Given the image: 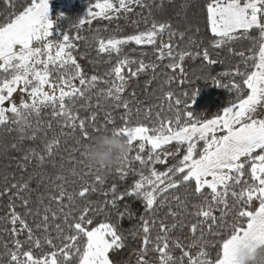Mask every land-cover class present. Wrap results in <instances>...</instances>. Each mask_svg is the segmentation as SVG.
Instances as JSON below:
<instances>
[{
    "label": "snow or ice",
    "instance_id": "snow-or-ice-1",
    "mask_svg": "<svg viewBox=\"0 0 264 264\" xmlns=\"http://www.w3.org/2000/svg\"><path fill=\"white\" fill-rule=\"evenodd\" d=\"M20 2L6 0L12 11L6 22L0 24V127L10 123L17 125L12 117L18 114L19 109H25L30 118L37 117L36 130L39 131L41 111L50 108L52 118L61 123L62 129L71 130L67 135H74L77 131L81 134L76 145L85 149L81 152L84 157L88 141L96 136L89 131L90 125L98 135L111 131L125 138L129 145V151L122 159L125 167L116 168L115 173L120 180L130 174L138 175L139 179L124 192H118L117 184L113 183L110 188L111 199L107 198L109 192H105L103 205L94 207L89 194L97 189L95 184L88 185L85 179L92 174L91 168L83 174L77 172L75 167L69 170L70 175L84 181L75 192L66 189L67 177L57 174L50 180L57 194L50 195L49 199L59 205L63 226L56 224V236H52L49 233V213L52 220L59 218L57 213L50 207H45L43 214L36 213L42 220L36 228L43 229L46 233L44 243L54 249L40 256L34 254L33 247L40 249L41 240L33 239L32 227L10 203L6 219L12 225L11 233L17 235L19 225L20 232H27V241L33 247L24 250L23 243L14 240V247L9 250V264H115L112 255L126 247L128 237L110 217L106 222L93 226L94 217L110 209H116L118 216L124 217L126 213L119 211L117 204L125 197H135L144 205L145 215L140 217V228L132 232L134 238L139 237L141 240L137 264H152L148 258L150 252L158 254L159 264H177L178 258L172 254V248L181 250L180 264H184L185 258L187 264H235L237 246L249 241L264 246V0H207L205 5L204 23L211 34L212 47H224L238 38L250 36L252 31L259 34L258 62L254 64V70L242 72L237 66L230 74L241 79H234L230 86L225 85L237 93H245V90L246 93L239 96L237 102L225 106L222 113H217L213 118H202L194 115L191 104L186 103L188 93H183L182 99L174 91H167L163 94V100L167 102L168 112L172 115L162 117L161 112H157L155 122L150 124H132V108L122 94L132 78L149 69L155 72L157 64L145 63L142 58L137 60L122 56L124 46H151L157 61L163 62L167 58L169 63L166 67L173 73L178 70L182 75L186 57L200 56L208 65L216 63L210 58L207 48L200 51L197 45L195 51L178 50L170 42L177 35L171 23L168 20H154L143 31L119 38L97 39L98 53L117 56L115 65L106 73L110 79L105 80L96 74L89 76L85 73L75 55L78 47L75 41L81 37H72L58 28L56 20H63V14H58L56 20L50 17L49 0H22V8L16 9V3ZM136 7L142 9L149 5L146 0H97L87 11L88 18H80L74 27L90 24L96 18L109 21L118 19L122 14L133 12ZM191 31V26L178 31L179 37L183 39ZM199 31L197 26L196 32ZM165 33L169 34V42L161 39ZM189 41L194 45L196 43L191 36ZM238 55L244 58L243 52ZM244 59L247 61L248 58ZM133 65H137L135 70ZM173 81L174 77H169L164 83L170 85ZM213 82L216 87L221 86L215 79ZM101 83L109 85L106 89H100L105 99L110 98L115 108L124 109L121 126L115 125L110 112L105 115L103 125L98 126L95 114L80 118L73 111L76 101L84 98L90 100L88 93ZM197 95L198 91L191 94L192 102H195ZM17 96L20 98L18 103ZM159 107L163 111V104ZM136 112H140L139 107ZM151 114L152 108L149 107L145 110V118L149 121L152 119ZM30 128L32 123L27 129ZM48 128H51V123ZM61 135L66 133L62 131ZM35 138V134L30 137L32 140ZM59 145L60 137H54L44 145L43 153L34 148L29 149L22 159L29 163L35 159L36 167L42 168L47 158L55 155ZM10 147L17 149L16 144ZM134 149L136 154L129 160V154ZM78 151L80 148L74 146L69 159L74 161L73 154ZM169 159L174 161L171 165L167 163ZM133 161L139 163L138 170L132 167ZM155 165H164L165 170L161 171ZM52 166L56 167L54 160ZM19 167L24 169L26 165L21 164ZM60 167L63 168V164ZM100 171L96 170L97 173ZM4 179L7 181L8 177ZM32 179L29 176L23 182L11 183L4 192H0V196L14 191L19 197L29 190ZM39 183H43V174ZM95 183L103 185L105 177L96 174ZM180 187H184L186 193L190 190L189 194L203 198L202 203L192 204L195 211L191 215L198 219L190 224L192 235L196 236L198 230L200 235L187 246L178 237L172 239L171 236L173 230H183L185 227L184 215L189 203L187 196L183 200L179 196L171 198L178 209L174 210L166 195ZM80 200L87 202L80 206ZM256 202L258 206L253 208ZM40 203H43V199ZM28 204L29 200L23 199V206L27 207ZM165 206L168 207L167 216H171L174 221L172 224L166 222L167 217L158 216L159 210ZM214 209L219 211L218 216L213 214ZM126 211L131 216V212ZM148 216L152 218L148 219ZM229 216L234 218L231 235L219 245V252L213 260L206 250L211 247L206 235H215L217 229L228 227L226 217ZM242 220L246 223H241ZM157 226L158 234L153 240L152 230ZM205 226L207 233L204 231ZM57 240L60 241L59 246ZM185 247L189 250H185ZM194 248L197 251L192 255L190 250Z\"/></svg>",
    "mask_w": 264,
    "mask_h": 264
},
{
    "label": "trees",
    "instance_id": "trees-1",
    "mask_svg": "<svg viewBox=\"0 0 264 264\" xmlns=\"http://www.w3.org/2000/svg\"><path fill=\"white\" fill-rule=\"evenodd\" d=\"M97 0H49L50 4V17L56 20L58 14H63V20H56L59 29H63L68 32L72 37L79 35L81 39L75 41L78 45L75 55L78 63L81 64L83 70L87 75L96 74L105 80L110 79L106 73L110 72L111 68L115 65L117 56L112 54L98 53L97 39L102 37L104 39L112 37H123L129 34H133L136 31H143L150 27L154 20L163 21L168 20L172 25V30L177 31V35L170 41L169 34L165 33L162 36L163 42H171L178 50L186 49L195 51L196 46H199V50L203 51L207 48L210 54V58L215 60L216 63L208 65L203 61L200 56L186 57L183 61L184 73L183 75L177 70L173 73L166 67L169 60L166 58L163 62L157 61L154 49L151 46H136L130 44L124 46L121 55H127L137 60L144 59L145 63L153 62L157 64L155 72L152 69L139 74L138 77L132 78L125 92L122 94L125 99L130 102L132 108V124L145 123L150 124L155 122L156 113L161 112V116H170L172 113L168 112L167 102L163 100V94L167 91H174L176 95L181 96L183 93H188V100L186 103L191 104V110L194 115H198L202 118H212L217 113H222V109L225 106H230L232 103L237 102L238 97L246 93H237L235 90H230L225 85H231L233 80L239 81L240 77H234L230 73L238 66L242 72H250L254 70V64L258 62L259 54V43H258V32L252 31L250 36H244L238 38L234 42L221 47L215 48L210 44L211 34L207 30L206 24L204 23V17L206 15L205 5L207 0H146L149 7L139 8L129 14H122L118 19L105 20L102 18L92 19L90 24H85L79 28L74 27L78 24L80 18H88L87 11L94 5ZM102 2V0H101ZM115 2V0H114ZM16 9L22 8V0L20 3H16ZM95 10V9H94ZM12 11L8 7L6 0H0V24L6 22L8 14ZM178 13V14H177ZM90 19V18H89ZM191 26L192 31L187 33L186 36L181 39L178 31H184L186 28ZM199 27L200 31L196 32V27ZM189 36L195 41V45L190 43ZM159 46V42L158 45ZM244 53V58H248L245 61L238 53ZM142 53L146 55L142 56ZM137 65H133V70ZM229 73V75H224ZM156 79H153V77ZM169 77H174V81L169 85L165 84V80ZM215 81L220 83V87L214 85ZM181 80L184 81L181 84ZM151 81V83H148ZM78 83V82H77ZM109 85L99 84L97 89H93L87 98L79 99L76 101L73 109L80 118H87L95 114L97 116L96 124L102 126L104 123V117L107 113H111L112 119L116 126H121L123 121L121 116L124 115L123 108H115L112 100L105 99L100 89H106ZM194 91H198V95L195 98V102L191 101V94ZM134 93V95H133ZM19 96H17V103L19 102ZM163 104V111L159 107ZM137 107L140 108V112L137 113ZM152 108V119L149 121L145 118V110ZM14 119V117H12ZM41 124L40 130L37 131L36 120L37 117L31 118L32 128L27 129L25 133H21L18 130L16 124H8L4 127H0V192H4L6 186L10 187L13 182H23L27 180L29 176L33 179L30 182V188L24 191L17 197L13 192L7 195L0 196V264H9V250L14 247V240L18 239L23 243L24 250H28L33 247L27 241V232H20L19 225H17V235L13 236L10 229L11 224L7 222L6 217L9 214V204H14L15 210L20 213L33 229V239L39 238L41 240V248L35 249L33 247L34 254L40 256L46 254L51 249L44 243V236L46 233L43 229H37L36 225L42 223L41 216L36 215L37 212L43 214L45 207H50L52 211L57 213L59 217L56 220L51 219V213H49V233L52 236H56L55 225L62 224L63 215L59 211V205L49 199L50 195L57 194V190L50 183V180L57 174H62L67 177L68 183L65 187L70 192L78 191L84 181L78 176L70 175V169L75 167L77 172L83 174L87 173L89 168L92 169V174L86 176V182L88 185L95 184L96 192L89 194L94 207L103 205L105 200L104 193L109 192L108 199H111L110 188L113 183L118 186V192H124L129 189L134 182L139 179L138 175L130 174L124 180H120L115 173L116 168L125 167L124 164H120L111 170H103L99 173L96 172V168L89 166L86 157L81 155V152L85 149L81 146L76 145V140L80 139V133L77 131L74 135H67L71 130L68 128L61 127V123L51 116V109H44L41 111L39 117ZM51 123V128H48V124ZM111 128V126H109ZM66 135H61V132ZM89 131L94 135L95 129L90 125ZM110 132V131H109ZM35 134V140L30 137ZM24 139L21 140V136ZM60 137V145L56 150L53 157L47 158V162L42 168L36 167V160L26 162L22 159L25 152L29 149H36V151L43 153L44 145L47 144L54 137ZM90 143V141H88ZM12 144L17 145V149L13 150L10 146ZM79 147L80 151L74 153L75 160H70V150L73 147ZM136 154V150L129 154V160ZM183 152L180 153V156ZM179 158V157H177ZM55 161L56 167L52 166V161ZM79 161H83L79 163ZM174 161L169 159L167 163L171 165ZM25 164L26 168L22 169L19 165ZM63 164V168L60 165ZM132 167L139 169L140 165L138 162L133 161ZM156 168L163 171L165 170L164 165H155ZM43 174V183H39ZM99 174L105 177V183L100 185L95 183V175ZM145 174L147 171L145 170ZM7 176L8 180L5 181L4 177ZM75 181V183H73ZM57 183H60L57 181ZM186 193L184 187H180L175 192H169L166 195L169 201L172 202L173 209H176L175 201H172L173 196H179L181 200L187 196L188 208L184 215L185 227L183 230L177 228L171 233L172 239L177 237L183 242L185 246L199 237V230L196 236H193L190 232V224L197 221L198 217L191 215L195 209L192 208V204H200L203 202L202 197H198L195 194ZM163 198V197H162ZM23 199H28L29 204L27 207L23 206ZM43 199V203L40 200ZM86 200H80L79 205L83 206ZM231 198H229V204H231ZM258 206V202L253 206ZM117 208L121 212H125L124 217H119L116 209H110L103 214H97L94 217V225L101 222H106L109 217L111 220L118 224L120 229L128 237L127 245L123 250H120L117 254H113L112 258L115 264H137V253L141 246V240L139 237H133L132 232L137 231L140 228V217L145 215L143 203L135 197H125L123 200L118 201ZM127 210L131 212V216L127 214ZM168 207L159 210V218H165L168 224H172L174 221L171 216H167ZM214 215H219V211L214 209ZM151 219V216L147 217ZM233 217H226L228 227L224 229H217L215 235L207 234L206 239L209 241L211 247L206 249L210 253V258L215 259L219 252V245L224 239H227L232 232L231 223ZM159 221H157L158 224ZM246 223V221H241ZM63 226V224H62ZM65 232L68 231L67 227L64 226ZM207 233V226L204 229ZM158 234L157 228H153L152 237L155 239ZM56 244L59 246L60 241L57 240ZM185 250L187 247H185ZM172 254L177 257V264H180L179 257L182 253L180 249L172 248ZM191 254L195 255L197 249H191ZM152 264H159L158 254L150 252L149 257ZM75 264V262H74ZM184 264H187V258L184 259Z\"/></svg>",
    "mask_w": 264,
    "mask_h": 264
},
{
    "label": "clouds",
    "instance_id": "clouds-1",
    "mask_svg": "<svg viewBox=\"0 0 264 264\" xmlns=\"http://www.w3.org/2000/svg\"><path fill=\"white\" fill-rule=\"evenodd\" d=\"M14 119L18 130L23 133L31 123L27 110L19 109ZM129 145L126 139L111 131L101 133L92 138L86 148L85 157L90 167L99 170H111L122 163L128 153ZM235 264H264V246L256 242H245L236 247Z\"/></svg>",
    "mask_w": 264,
    "mask_h": 264
},
{
    "label": "rangeland",
    "instance_id": "rangeland-1",
    "mask_svg": "<svg viewBox=\"0 0 264 264\" xmlns=\"http://www.w3.org/2000/svg\"><path fill=\"white\" fill-rule=\"evenodd\" d=\"M49 6H50V4H49ZM213 118V117H212Z\"/></svg>",
    "mask_w": 264,
    "mask_h": 264
}]
</instances>
